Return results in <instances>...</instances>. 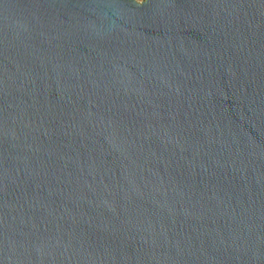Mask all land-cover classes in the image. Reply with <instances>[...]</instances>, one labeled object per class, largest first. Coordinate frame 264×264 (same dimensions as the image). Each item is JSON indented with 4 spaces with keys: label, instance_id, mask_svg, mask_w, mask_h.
<instances>
[{
    "label": "water",
    "instance_id": "1",
    "mask_svg": "<svg viewBox=\"0 0 264 264\" xmlns=\"http://www.w3.org/2000/svg\"><path fill=\"white\" fill-rule=\"evenodd\" d=\"M0 264H264V0H0Z\"/></svg>",
    "mask_w": 264,
    "mask_h": 264
}]
</instances>
